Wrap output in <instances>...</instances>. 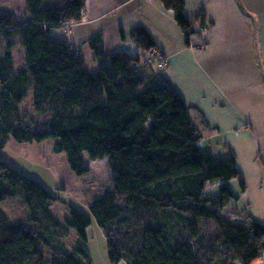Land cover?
Returning a JSON list of instances; mask_svg holds the SVG:
<instances>
[{"label": "trees", "instance_id": "trees-1", "mask_svg": "<svg viewBox=\"0 0 264 264\" xmlns=\"http://www.w3.org/2000/svg\"><path fill=\"white\" fill-rule=\"evenodd\" d=\"M43 2L26 0L23 22L0 12V204L17 198L21 207L11 216L0 206V264H92L91 218L70 205L61 220L50 207L54 195L39 180L19 173L12 182L14 169L1 152L9 136L19 142L53 137L54 150L65 153L78 175L89 170L85 154L108 156L110 188L89 211L111 263L252 264L263 258L264 224L250 214L233 219L227 208L236 198L228 180L245 189L235 155L215 159L203 152L183 99L169 85L145 84L138 57L105 55L96 34L89 43L100 68L92 71L81 53L55 37L64 22L80 20L85 0ZM162 2L187 36L197 30L182 0ZM198 19L204 28L202 13ZM130 36L144 50L154 46L142 27ZM17 40L24 48L19 68ZM30 90L33 115L19 109ZM70 228L78 236L72 245L65 240Z\"/></svg>", "mask_w": 264, "mask_h": 264}, {"label": "crops", "instance_id": "crops-1", "mask_svg": "<svg viewBox=\"0 0 264 264\" xmlns=\"http://www.w3.org/2000/svg\"><path fill=\"white\" fill-rule=\"evenodd\" d=\"M191 20L207 25L186 35L162 0H85L81 19L62 31L66 41L94 60L89 40L101 35L105 55L138 57L140 75L153 86L169 85L185 102L205 154L233 153L245 189L229 182L237 212L264 224V0H183ZM142 27L167 56L157 70L131 38ZM155 67V68H154ZM253 264H264V257Z\"/></svg>", "mask_w": 264, "mask_h": 264}, {"label": "rangeland", "instance_id": "rangeland-1", "mask_svg": "<svg viewBox=\"0 0 264 264\" xmlns=\"http://www.w3.org/2000/svg\"><path fill=\"white\" fill-rule=\"evenodd\" d=\"M48 4V0H44L43 5L47 6ZM0 12L15 15L19 22L29 19L26 10V0H0ZM196 20H199L198 17ZM205 27L206 26H204V28ZM54 30V35H60V38L66 39L61 28H56ZM16 42V46L13 48V58L16 68H19L24 59V48L20 45L19 40ZM154 50L162 52L165 55L161 49L155 46L151 47L149 53ZM148 55L145 56L146 62ZM165 57L167 59L166 55ZM151 63L155 65L157 70L161 69L155 63ZM87 65L92 71H96L100 68L98 62L90 58L87 59ZM145 84H149V80H146ZM19 109L27 112L29 115L34 114L32 90H30L19 103ZM31 127L33 130L47 128L46 125H31ZM1 152L5 161L14 169V171L9 174L12 182L15 181L19 173H23L26 176L39 180L52 192L55 199L51 201L50 207L57 218L63 220L65 216L69 215L70 205L78 207L91 218V223L86 228V236L87 249L92 264H128L124 259H121L117 263L110 262L104 233L89 211V204L92 200L99 197L110 188L112 170L108 156L91 159L85 154V164L88 166L89 170L78 175L69 167L65 153L54 150L53 137L41 141L19 142L12 136H9ZM231 180L239 183L236 178H231L228 180V183ZM7 201L10 202L7 203ZM0 206L10 212L11 216H18L21 212V207L17 198L6 199ZM227 208L231 211L230 215L233 219L239 220V216H245V214L237 212L233 200ZM77 239L78 236L76 231L70 228L65 239L66 242L68 245H72L77 242Z\"/></svg>", "mask_w": 264, "mask_h": 264}, {"label": "built area", "instance_id": "built-area-1", "mask_svg": "<svg viewBox=\"0 0 264 264\" xmlns=\"http://www.w3.org/2000/svg\"><path fill=\"white\" fill-rule=\"evenodd\" d=\"M66 30H68L67 26ZM147 61L155 63L159 68H163L166 65L167 59L162 52L154 50L149 53Z\"/></svg>", "mask_w": 264, "mask_h": 264}, {"label": "bare ground", "instance_id": "bare-ground-1", "mask_svg": "<svg viewBox=\"0 0 264 264\" xmlns=\"http://www.w3.org/2000/svg\"><path fill=\"white\" fill-rule=\"evenodd\" d=\"M147 1H152V0H147ZM83 10H84V8L82 9V11H81V16H82V13H83ZM81 19V18H80ZM79 21V20H78ZM73 23H75V22H70V21H66V22H64V25H63V27L61 28V30L62 31H64L65 33H70V31H71V26H72V24ZM66 26L68 27V30H66ZM70 47L72 48V49H74L75 51H76V53H79L76 49H75V47H72L71 45H70ZM151 49V48H150ZM150 49H148V50H144V53L146 54V55H148V53H149V50ZM135 58V57H134ZM148 62V61H147ZM148 63H151V62H148ZM167 64V63H166ZM166 66V65H165ZM164 66V67H165ZM163 67V68H164ZM162 69V68H161Z\"/></svg>", "mask_w": 264, "mask_h": 264}]
</instances>
